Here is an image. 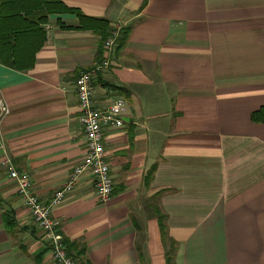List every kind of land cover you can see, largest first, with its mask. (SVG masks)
Masks as SVG:
<instances>
[{
    "label": "crops",
    "instance_id": "crops-1",
    "mask_svg": "<svg viewBox=\"0 0 264 264\" xmlns=\"http://www.w3.org/2000/svg\"><path fill=\"white\" fill-rule=\"evenodd\" d=\"M36 1L54 31L30 68L0 61L11 107L0 140L45 202L85 154L75 83L100 59V36L63 9L130 30L95 83L97 106L126 101L124 127L105 142L112 198L101 202L85 173L52 211L76 257L167 264L174 242V264H264V122L253 119L264 106V0ZM2 156L0 264H56Z\"/></svg>",
    "mask_w": 264,
    "mask_h": 264
},
{
    "label": "built area",
    "instance_id": "built-area-1",
    "mask_svg": "<svg viewBox=\"0 0 264 264\" xmlns=\"http://www.w3.org/2000/svg\"><path fill=\"white\" fill-rule=\"evenodd\" d=\"M121 29V26L113 27L111 36L105 42L102 58L95 61L89 69L81 71L76 79L79 120L86 138L85 154L73 168L67 182L55 191L48 202L43 201L33 190L31 178L16 168L12 157L6 151L4 141L0 140V150L3 151L1 162L9 178L17 182L18 194L30 211L35 225L42 231L56 264L83 263L69 251L64 234L59 229V223L53 216L54 207L64 202L67 193L75 188L85 173H89L93 179L101 202L107 203L114 192V178L105 142L108 133L124 127L123 111L126 101L119 96L107 106H97L95 83L98 74L111 68L115 63L117 40ZM45 30L46 35L50 36L54 28L48 24ZM10 111L11 107L0 89V130L3 120Z\"/></svg>",
    "mask_w": 264,
    "mask_h": 264
},
{
    "label": "trees",
    "instance_id": "trees-1",
    "mask_svg": "<svg viewBox=\"0 0 264 264\" xmlns=\"http://www.w3.org/2000/svg\"><path fill=\"white\" fill-rule=\"evenodd\" d=\"M15 1L0 0V61L14 68L28 69L33 65L35 54L46 39V33L42 24L47 22L46 9L48 6L45 9L43 5L38 7L37 1L33 0L35 1L33 7L15 9L13 8ZM63 10L71 11L78 15L80 25L76 26V28H92L100 36L99 54L101 59L104 53L105 42L111 36L113 26L110 27L109 22L104 18L87 16L77 9L65 8ZM129 31V28L121 29L120 36L117 40L116 52H119L125 46ZM111 87L121 90L116 85H111ZM253 119L264 122V106L253 113ZM154 171L155 167H151L148 170L146 180L152 177ZM159 218L162 226V234L165 239L167 233L161 214H159ZM4 219L9 228L13 224L11 219L7 214H5ZM67 243L69 251L77 256L70 250L71 243L69 241ZM174 254L175 244L172 242L166 254L167 264H174Z\"/></svg>",
    "mask_w": 264,
    "mask_h": 264
}]
</instances>
